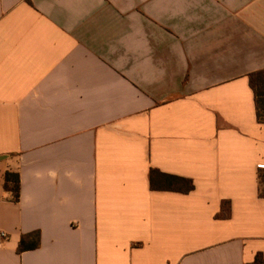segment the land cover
I'll return each mask as SVG.
<instances>
[{
	"label": "crops",
	"instance_id": "1",
	"mask_svg": "<svg viewBox=\"0 0 264 264\" xmlns=\"http://www.w3.org/2000/svg\"><path fill=\"white\" fill-rule=\"evenodd\" d=\"M263 69L264 0H0V264H256Z\"/></svg>",
	"mask_w": 264,
	"mask_h": 264
},
{
	"label": "trees",
	"instance_id": "2",
	"mask_svg": "<svg viewBox=\"0 0 264 264\" xmlns=\"http://www.w3.org/2000/svg\"><path fill=\"white\" fill-rule=\"evenodd\" d=\"M248 79L250 88L254 94L256 121L258 124L264 125V69L250 73ZM258 184V195L260 198H264V191H262L261 188L262 185H264V171L258 172ZM150 186L152 189L174 191L184 194H187L194 189V184L191 179L163 174L156 170L150 171ZM4 190L12 194L13 202L19 201L20 180L18 173L8 171L4 174ZM226 204L228 203H224L223 206ZM216 217L223 218L228 216L221 211ZM33 236L36 240H34L30 246L25 244V237L21 238L17 249L18 253L38 247L39 234L35 233ZM254 262L256 264H264V257L257 255Z\"/></svg>",
	"mask_w": 264,
	"mask_h": 264
},
{
	"label": "built area",
	"instance_id": "3",
	"mask_svg": "<svg viewBox=\"0 0 264 264\" xmlns=\"http://www.w3.org/2000/svg\"><path fill=\"white\" fill-rule=\"evenodd\" d=\"M6 238H7V234L0 232V240H5Z\"/></svg>",
	"mask_w": 264,
	"mask_h": 264
},
{
	"label": "rangeland",
	"instance_id": "4",
	"mask_svg": "<svg viewBox=\"0 0 264 264\" xmlns=\"http://www.w3.org/2000/svg\"><path fill=\"white\" fill-rule=\"evenodd\" d=\"M261 188H262V191H264V185H262V187H261Z\"/></svg>",
	"mask_w": 264,
	"mask_h": 264
}]
</instances>
